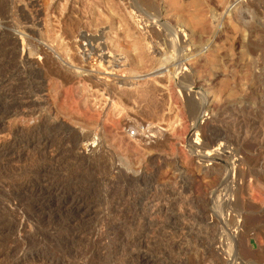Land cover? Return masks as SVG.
<instances>
[{"label": "rangeland", "instance_id": "374dc122", "mask_svg": "<svg viewBox=\"0 0 264 264\" xmlns=\"http://www.w3.org/2000/svg\"><path fill=\"white\" fill-rule=\"evenodd\" d=\"M234 1L0 0V264H264V0Z\"/></svg>", "mask_w": 264, "mask_h": 264}, {"label": "bare ground", "instance_id": "6f19581e", "mask_svg": "<svg viewBox=\"0 0 264 264\" xmlns=\"http://www.w3.org/2000/svg\"><path fill=\"white\" fill-rule=\"evenodd\" d=\"M236 1H238V0H235L234 3H235ZM240 1H242V0H240ZM244 1H245V0H244ZM256 1H257V0H256ZM261 1H262V0H261ZM226 3H227V2H226ZM231 3H232V2H231ZM231 3H230V4H231ZM234 3H233V4H234ZM239 4H240V3H237V2H236L235 7H237V5H239ZM242 4H243V3H242ZM232 6H233V5H232ZM240 6H241V5H240ZM240 6H239V7H240ZM230 7H231V6H230ZM235 7H233V8L235 9ZM234 9H233V10H234ZM220 10H221V9H220ZM222 10H223V9H222ZM235 11H236V10H235ZM238 11H239V9H238ZM238 11H237V12H238ZM147 23H148V22H147ZM148 26H149V25H148ZM150 27H151V26H150ZM3 34H4V33H3ZM174 35H175V34H174ZM0 37H1V36H0ZM217 37H218V36H217ZM218 38H219V37H218ZM175 40H176V38H175ZM173 43H174V42H173ZM176 43H177V42H176ZM176 43H175V44H176ZM179 44H180V43H179ZM107 59H108V58H107ZM179 65H180V64H179ZM179 65H178V66H179ZM182 65H183V64H182ZM179 67H180V66H179ZM158 69H159V68H158ZM261 69H262L261 77H262V79L264 80V65L262 66ZM160 71H161V70H157V69H156V71L153 70V72H152L151 74H156V73H158V72H160ZM199 85H200V84H199ZM193 91H194V90H193ZM262 92L264 93V87H260V93L262 94ZM258 93H259V92H258ZM201 96H202V95H201ZM24 101H25V100H24ZM207 101H208V100H207ZM25 102H26V101H25ZM22 103H23V102H22ZM20 106H21V105H20ZM203 108L205 109L206 112H209V113H213V112H215V113L218 115V117L221 116L222 112H223L224 114H226V115H227V113H230V109H227L226 111H222V110H220V109L217 107V104H215V103L212 102V101H211V102L209 101V103L204 104V107H203ZM197 111H198V110H197ZM203 113H204V112H203ZM209 113H208V114H209ZM215 113H214V114H215ZM197 115H198V114H197ZM206 116H207V115H206ZM213 116H214V115H213ZM231 116H232V115H231ZM224 117H225V116H224ZM219 118H220V117H219ZM239 118H240V117H239ZM195 119H196V118H195ZM214 119H215V118H214ZM240 119H241V118H240ZM212 120H213V119H212ZM219 120H220V119H219ZM237 120L239 121V119H236V121H237ZM241 120H242V119H241ZM213 121H214V120H213ZM225 121H226V120H225ZM238 121H237V122H238ZM236 124H237V123H236ZM197 127H198V125L195 124L194 128H197ZM199 129H200V128H199ZM196 138H197V137H196ZM221 139H222V136H220V135H219V136H216V138H215V140H217V141H218V140H221ZM202 143H203V142H202ZM196 144H197V143H196ZM210 144H211V143H210ZM40 145H41V144H40ZM205 145H206V143H205ZM208 146H209V145L207 144L205 147H208ZM211 146H212V144H211ZM205 147H204V148H205ZM210 148H211V147H210ZM223 149H224V147L221 148V145H219V146H217V148H216L215 150H213V151H217V152H218V151H222ZM211 151H212V150H211ZM206 152H207V154L205 153L206 156L203 154L205 157H209V156L211 155V153H212V152H209V151H206ZM219 153H221V152H219ZM214 154H216V152H214ZM217 154H218V153H217ZM200 155H201V154H200ZM211 156H212V155H211ZM204 160H205V159H204ZM206 160H207V159H206ZM235 174H236V173H235ZM0 175H1V174H0ZM236 175H237V174H236ZM230 179H231V178H230ZM234 180H236V182L234 181V182H235V183H234V184H235V186H234V189H235L234 192L238 190V192H240L241 194H242V193L244 194V191H245L244 186H243V184H244V183H243V180H245L244 175L240 174L239 177H238V175H237V176L234 178ZM237 181H239V183H237ZM232 182H233V181H232ZM225 186H226V185H225ZM245 192H246V191H245ZM235 193H236V192H235ZM236 194H237V193H236ZM155 195H156V194H155ZM234 195H235V194H234ZM243 196H245V195H243ZM234 197H235V196H234ZM151 198H152V197H151ZM238 198H239V197H238ZM243 198H244V197H243ZM226 199H227V198H226ZM241 199H242V197L240 196V200H241ZM153 200H154V199H153ZM234 200H236V199H234ZM228 201H229V200H228ZM229 202H230V201H229ZM238 202H241V201H238ZM231 205H232V204H231ZM235 205H236V204H235ZM242 205H243V204H242ZM236 206H237V205H236ZM122 208H123V206H122ZM234 208H235V207H234ZM123 209H124V208H123ZM230 209H231V208H230ZM239 210H240V209H239ZM237 211H238V210H237ZM241 212H243V211H241ZM230 213H231V212H230ZM233 213H236V212H233ZM237 213L239 214V212H237ZM238 214H236V215H238ZM230 215H231V214H230ZM231 216H232V215H231ZM231 216H229V217H231ZM234 216H235V215H234ZM241 216H242V215H241ZM241 216L239 215V216H237L236 218H233V216H232L231 219H233V221H234V219H237V220H238V219H243ZM227 218H228V217H227ZM227 218H226V219H227ZM231 219H230V221L232 222V224L234 223V225L232 226V225L228 224L230 221L227 219V220L229 221V222L227 223V224L229 225V227L232 226L233 229H235L237 232L241 233V235H242V234L244 235V234H245V231H246V224H247V223L245 224V222H242V221H241L243 225H242L241 223H240V225H238V222H235L236 220L233 222ZM231 222H230V223H231ZM223 225H224V223H223ZM225 225H226V223H225ZM228 225H226V226H228ZM221 226H222V225H221ZM226 226H223V227L227 228ZM247 226H249V225L247 224ZM249 227H250V226H249ZM249 227H248V229H249ZM221 228H222V227H221ZM229 229L231 230V228H229ZM213 230H215V229H213ZM219 230H221V229H219ZM225 230H226V229H225ZM225 230H224V231H225ZM230 230H229V232H228L227 234H230ZM107 232H108V231H107ZM225 232H227V230H226ZM104 233H105V232H104ZM104 233H103V235H104ZM121 234H122V233H121ZM217 234H218V232H217ZM219 234H220V233H219ZM224 234H226V233H224ZM261 234H262V233H261ZM107 235H108V234H107ZM107 235H106V236H107ZM220 235H222V234H220ZM257 235H258V234H257ZM119 236H120V235H119ZM231 236H232V235H230V237H231ZM258 236H259V235H258ZM261 236H263V235H261ZM116 237H117V236H116ZM121 237H123V235H122ZM225 237H226V236H225ZM227 237H228V235H227ZM233 237L235 238L234 235H233ZM223 238H224V237H223ZM228 238H229V237H228ZM231 238H232V237H231ZM116 239H117V238H116ZM119 239L122 240L121 238H119ZM229 240H230V239H229ZM114 242H115V241H114ZM116 242H117V241H116ZM115 248H116V247H115ZM116 251H117V250H115V252H116ZM225 251H226V250H225ZM218 252H219V251H218ZM111 253H112V252H111ZM216 253H217V250H216ZM225 253H227V252H225ZM45 254H46V253H45ZM114 254H116V253H114ZM114 254L112 253L111 255H114ZM47 255H48V254H47ZM52 255H53V254H52ZM227 255H229V254H227ZM229 257H230V256H228V258H229ZM55 258H56V257H55ZM51 259H52V258H51ZM57 259H58V257H57ZM115 259H116V258H114V261H116L118 258H117L116 260H115ZM233 259H234V258H233ZM49 260H50V259H49ZM86 260H87V257H86ZM94 260H95V259L92 258L91 260H89L88 264H101V263H100L101 260H99L100 262H99L98 260H95V261H94ZM41 261H42V260H41ZM60 261H61V260H60ZM117 261H118V260H117ZM118 262H119V261H118ZM42 263H43V261H42ZM50 264H61V262H58V260H55V261H51V260H50ZM62 264H63V263H62ZM80 264H81V263H80ZM85 264H86V263H85ZM104 264H105V263H104ZM112 264H113V263H112ZM118 264H119V263H118Z\"/></svg>", "mask_w": 264, "mask_h": 264}]
</instances>
